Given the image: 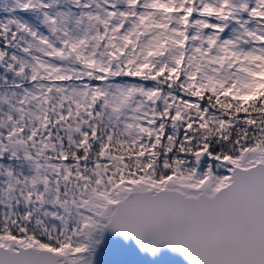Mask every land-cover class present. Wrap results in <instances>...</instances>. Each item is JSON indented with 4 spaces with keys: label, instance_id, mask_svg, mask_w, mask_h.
<instances>
[{
    "label": "snow or ice",
    "instance_id": "1",
    "mask_svg": "<svg viewBox=\"0 0 264 264\" xmlns=\"http://www.w3.org/2000/svg\"><path fill=\"white\" fill-rule=\"evenodd\" d=\"M107 233L264 264V0H0V264Z\"/></svg>",
    "mask_w": 264,
    "mask_h": 264
},
{
    "label": "water",
    "instance_id": "2",
    "mask_svg": "<svg viewBox=\"0 0 264 264\" xmlns=\"http://www.w3.org/2000/svg\"><path fill=\"white\" fill-rule=\"evenodd\" d=\"M100 264H188L178 253L163 246L155 255L141 252L135 242L129 238L125 241L118 234H106L104 250Z\"/></svg>",
    "mask_w": 264,
    "mask_h": 264
}]
</instances>
